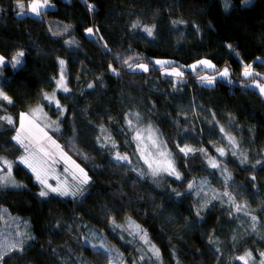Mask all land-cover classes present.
Returning a JSON list of instances; mask_svg holds the SVG:
<instances>
[{
	"label": "trees",
	"instance_id": "16d2710c",
	"mask_svg": "<svg viewBox=\"0 0 264 264\" xmlns=\"http://www.w3.org/2000/svg\"><path fill=\"white\" fill-rule=\"evenodd\" d=\"M49 2L40 16H31L17 14V0H0V55L11 61L24 52L22 63L31 74L10 63L0 69V88L13 100L4 102L0 116L14 120L13 125L0 121V156L14 162L13 174L22 185L0 187V224L21 221L27 229L11 230L17 247L2 253L0 264H109L110 259L121 264L119 256L133 264L137 239L123 237L112 223L122 226L129 219L159 246L160 264H241L235 257L246 252L253 257L249 264H260L264 160L252 163L264 152V99L250 84L264 81V0H228L227 10L225 0ZM46 19L70 24L72 31L53 36ZM88 28L95 37L84 33ZM146 28L152 29L151 36ZM201 59L213 62L215 71L203 65L188 68ZM60 60L65 61L69 89L56 97L65 110L62 114L43 98L56 91ZM124 60L148 65L149 70L132 71ZM163 60L172 63L162 69L155 65ZM246 65L260 75L246 79ZM222 68H228L231 82H200V76ZM172 69L183 71V79L166 75ZM42 106L49 112L46 131L90 178L83 196H39L43 186L18 162L25 154L12 140L18 119ZM132 112L143 125L146 119L159 129L182 179L168 174L142 178L131 164L112 159L115 151L134 154L126 119ZM221 128L235 138L236 149L252 153L247 165L214 148L219 147L218 135L224 136ZM104 134L113 138L114 148L100 147L98 138L103 140ZM187 144L196 151L184 156L177 146ZM206 151L218 156L231 177L229 185L253 204L245 216L232 214L217 201L205 209L199 206L189 184L218 174L207 163ZM95 228L107 252L84 244L87 232Z\"/></svg>",
	"mask_w": 264,
	"mask_h": 264
},
{
	"label": "snow or ice",
	"instance_id": "6c2138e0",
	"mask_svg": "<svg viewBox=\"0 0 264 264\" xmlns=\"http://www.w3.org/2000/svg\"><path fill=\"white\" fill-rule=\"evenodd\" d=\"M48 5V0H32L31 3L25 4L23 0H17V8L20 10L17 14L18 15H24L26 12H31L35 14L36 16H40L42 14V10L46 8ZM228 0H225V8L227 10ZM89 11L94 10V6L89 4L88 5ZM135 27V25L133 26ZM145 32L149 36L152 35V29L146 28L144 29ZM87 32L91 34L93 32V29L89 28L87 29ZM229 49H232L231 45H228ZM25 55L24 52L19 51L17 52L12 58L11 61H8L5 59L4 56H0V69L5 68L8 66V64H11V67L13 69H17L18 66L22 65V57ZM131 59V58H130ZM65 61L60 60L59 64L61 65V75L60 78L56 81V89L57 91H64L68 92L69 89L66 86L65 83V77H64V66ZM124 64H127L129 69L132 71H136L137 69L142 71H148V65L145 64H136L130 63L129 60H124ZM156 64H165L168 62L164 61H156ZM262 64H264V61H261ZM199 65H203L205 68H214L215 66L208 60H201L198 62V64L191 65L190 67L193 70H196ZM110 71H112L114 74H117V71L115 68H113L111 65L109 66ZM166 75L175 76L179 80H182L185 73L183 71L173 69L171 72L166 73ZM221 77H227L229 75L228 68L223 69L219 73ZM259 73H255L252 71L251 65H246L243 71V76L248 78H253L259 76ZM199 80L202 84L206 86H210L214 83L215 77L211 76H200ZM255 88H258L261 95H264V83L256 82L254 81ZM89 88H92L93 85L89 84ZM46 101H48L49 105L55 104V107L59 113H63L65 110L62 108L60 101L56 98V91H54L51 95L45 93L43 97ZM4 102L7 104H12L13 100L11 97H9L3 90L0 88V108H3ZM43 114L42 108L34 109L31 113V119H29V116L25 114H21L20 116V127L16 129V135L12 137V140L15 141L17 145H19L24 150V155H22L19 158V163L23 164L26 168L30 169L32 173L35 175L36 180L43 186L42 190L39 192V196L41 197H48L50 194H56L57 196H83L84 192L86 191L85 185H88L90 183V178L88 174L84 171L83 168H81L78 164L75 163V161H72L70 157H68L62 150H60V146L56 144L54 140L50 136H48L47 131H45L43 128H38V125L36 121L40 119V115ZM138 118V117H137ZM59 119V118H58ZM25 120H28L29 124L32 126V128H38V131L41 133V135H25V132L27 131L25 128ZM0 121L6 122L8 125H13L14 120L11 116L3 115L0 116ZM52 125H57L58 120L52 121ZM127 125L128 129L134 132V135H132V140L136 142L137 145V151L140 153V156L142 159H144V163L147 164L148 169L151 171V175L153 177L159 175L161 171L167 172L168 175H174L176 179H182L180 173L175 168L174 160L171 158L172 154L167 151H159V148L161 147V142L158 141V138L156 136V132L154 129L149 126L148 128H138L133 124V120L131 118H127ZM55 131H59V128H54ZM123 131V130H122ZM222 133H225V129L221 128L220 130ZM226 138L229 141V144H231L233 147L236 145V141L234 137L226 136ZM27 141V143H26ZM54 146L58 151V154H54L51 151L47 150L45 148V143H49ZM98 142L100 144L101 148L108 147L109 144L114 148L115 141L112 140L111 136H108L101 140L98 138ZM150 144L152 148L157 149L159 156L163 158L162 161L157 162V167H153V162L146 158L145 153V147ZM179 152L183 153L184 156H188L190 153L196 151L195 149L184 146L179 147ZM199 151H204L203 149H199ZM217 151L221 156L225 155V150L223 148H218ZM148 156L153 155V153L148 152ZM233 155L235 153L233 152ZM113 159L118 163L123 162H129V157L127 155H121L119 152L115 154ZM63 162L65 164L64 172L65 173H71L72 180L76 181L80 187L76 188L75 191L70 190V187L67 186V181L62 185L59 181L57 182V186H52L48 183V173L55 170V166L59 164L60 162ZM246 162V161H242ZM257 163H261V161H257ZM14 162L9 161L3 156H0V187H6L9 184H11L14 187H22V185L16 184L15 180L12 179V169H13ZM209 165L213 169H216L219 167V164L215 160H209ZM226 169L223 170L224 173H226ZM139 175H145V173H140ZM55 178V177H54ZM230 176L226 175L225 178V184L227 185V181L230 179ZM255 177H253L254 179ZM192 188V185L189 184V189ZM177 196L181 195V193L177 192ZM225 197H228L229 203L235 204L234 198L231 196L229 192H224L222 194ZM218 198V197H213ZM242 205H235V210L237 212L241 211ZM253 221H255V217H252ZM114 227H121L120 225L115 223V220L112 221ZM124 231H127L129 235L133 236L135 239H138L143 245L147 246L146 253H151L152 257H155L156 259H159L160 252L159 249L156 248L154 244H151L148 233L141 228L140 225L135 224V222L131 221L129 219L127 227L124 228ZM131 243V241H129ZM17 245L14 243L9 246V250L12 248H16ZM96 245H93V248H96ZM101 249H105V246L103 243H101L99 246ZM107 252L108 250L105 249ZM138 251H143V249H138ZM146 253L139 256V260L143 261L146 259ZM261 257H264V252L260 253ZM118 259L121 261L123 260L122 256H119ZM148 259H151V257H148ZM235 259L241 261V264H249V261L253 259L251 252H246L244 256H238L235 257ZM109 264H115V261L113 259L109 260ZM133 264H136V261H133ZM260 264H264V259L260 261Z\"/></svg>",
	"mask_w": 264,
	"mask_h": 264
},
{
	"label": "rangeland",
	"instance_id": "374dc122",
	"mask_svg": "<svg viewBox=\"0 0 264 264\" xmlns=\"http://www.w3.org/2000/svg\"><path fill=\"white\" fill-rule=\"evenodd\" d=\"M46 8H48V5ZM27 13L30 14L31 16H36L35 14H33L31 12H27ZM46 22H47L46 24L48 25V29H49L50 33L53 34V36L54 35L55 36H64L67 33H69L73 28L72 25L67 24V23H62V22L57 21V20L51 21V20L46 19ZM84 33H86V35L88 37H95L94 31L91 34H89L87 32V29H86V31ZM0 56H2V55H0ZM201 60H208V59H201ZM201 60L194 62V64H198V62ZM163 61L169 62V63L164 64L162 66H161V64H156V63H155V65L162 69L163 67L170 66L172 63L168 60H163ZM208 61H210V60H208ZM211 63L213 64V62H211ZM22 64H24V63H22ZM194 64H192V65H194ZM190 66L188 68H191ZM214 66H215L214 68H206V69L209 71H215L216 65H214ZM18 69H20L19 66H18ZM223 69H225V68H222V70L216 71L213 74L207 75V76L215 77L214 83L210 86H213L216 83V81H218V80L231 82L230 73L227 77H221L219 75V73L221 71H223ZM177 70H180V69H177ZM21 71L23 73L31 76L30 70L27 67H25V65L21 68ZM137 71L141 72L142 70L137 69ZM143 72H145V71H143ZM60 75H61V72L58 75L57 80L60 78ZM242 75H243V73H242ZM64 77H65V83H66V76L64 75ZM256 82L264 83L263 80H258ZM60 91H62V90H60ZM60 91H57V89H56V97H57L58 92H60ZM62 92H64V91H62ZM262 96L264 97V95H262ZM42 109H43L44 115H40V119L38 121H36V123L38 125V128H43L46 131V128H45L46 125L45 124L48 122L47 119H49V112L46 109H44L43 106H42ZM25 115L29 116V119H31V114H25ZM127 116H128L127 118H131L133 120V124L138 128H145L146 129L149 126H151L150 122L147 121L146 119L143 120V121H145L146 125H143L139 119V116H137V114H135L134 112L128 113ZM18 121H19V125H18V128H19L20 127V119H18ZM24 123H25V128L27 130L25 132V135H29V134L36 135V136L41 135V133L38 131V128H32V126L29 124L28 120H25ZM151 128L155 130L158 141L161 142V147L159 148V151H167L170 153L171 150L167 146V142L164 141L165 138L163 136H161L159 129L155 125L154 126L152 125ZM131 134L134 135V132L131 131L130 135ZM48 136H50L49 133H48ZM225 136H230V135L227 133H224V136L222 135L221 137L218 135V139L216 140V143L219 145V147L216 146L214 148H216V150L218 148H223L226 153L230 154L237 161H239V164L247 165V163H249L247 157H249L252 153L248 152L247 150H243L242 148L236 149V145H235V147H233L231 144H229L228 139L224 138ZM106 137H108V135L104 134L103 139ZM112 140H113V138H112ZM14 143H15V141H14ZM26 143H27V141H26ZM56 144H58V143L56 142ZM134 144H135V150H134V154L132 155V157H129L127 154H121V155H127L129 157V162H125V163H128L129 165L131 164L132 167L135 169L136 173H138V174L145 173V175H140V177H142V178L145 177L146 175L152 176L151 171L148 169L147 164L144 163V159L141 158L140 153L137 151V145H136L135 141H134ZM44 146L47 150L51 151L52 153L58 154L59 150H57L54 146H52L50 144V142L45 143ZM109 146L112 147L111 144H109ZM186 146L194 148V146L191 144H187ZM61 147H63V146L62 145L60 146V150H62ZM117 152L118 151L114 152L112 159ZM148 152L153 153V155L148 156L147 155ZM233 152L235 153V155H233ZM145 153H146V158L153 162V167H157V162H160L163 160V158L159 156L157 149L152 148L150 144H148L145 147ZM204 154L208 155L210 153H208L206 151V153H204ZM211 155H208L206 161L209 164V160L211 159V160H215L219 164V167L214 169V170L218 171V174L214 175L216 177L213 178L211 176L210 177L208 176V178H199V179L192 181V184H191L192 185V188H191L192 193L197 198H199V206L202 209H205L206 207H208V205H210L212 203L211 201H217L221 205H223L224 208L227 209V211H230L232 214H240V217L245 216V213L248 212L249 209H252L254 207L253 204H249L246 199H243V196H242L243 194H241L236 189L235 186L229 185L231 178L227 181V185L225 184L226 175L227 176H230V175L228 174L227 171H226V173L223 172L224 168L222 167L221 163H219L218 156L214 155L215 156L214 157L213 155L212 156ZM70 158L72 161H74L71 156H70ZM171 158L173 159V157H171ZM173 160L175 163V159H173ZM263 160H264V152L260 156L258 155V157L253 158L252 164H258L257 161H261V163H262ZM242 161H246V162H242ZM18 162H19V159H18ZM261 163H259V164H261ZM64 168H65V164L62 161L59 164H57L55 166V170L48 173V183L55 187V186H57L58 181L62 185L65 183V181H67V186L70 187V190L75 191L76 188L80 187V185L76 181L72 180L71 173H65L64 172ZM176 170L178 171L177 168H176ZM163 175H167V172L161 171L159 173V175H157V176H163ZM157 176H155V177L152 176V177L156 178ZM171 176L175 177L174 175H171ZM12 179L15 180L16 184H18V185L20 184L17 181L15 175L13 174V169H12ZM251 179H253V176L251 177ZM8 187H14V186L9 184L8 186L2 187V188H8ZM15 188H18V187H15ZM224 192H229L231 194V196L234 198L235 204L229 203L228 197H225L222 195ZM213 197H218V198L214 199ZM235 205H242L241 211L237 212L235 210ZM128 221L129 220H127L125 222V224H123L121 227H119L121 229V232H122V233L120 232L119 234L122 235L123 237H125V236L130 237L129 233L127 231H124V228L127 227ZM4 224L5 225H3V226L0 224V255L4 252L9 251V246L16 243V240L14 239L15 237L13 235H11V233H10L11 230H16V231L27 230L26 227L23 226L21 221L16 222V224H14L11 220L9 222L4 221ZM254 228H257V230H258L260 227L257 225V223H254ZM87 233L88 234L84 237V244H86L87 246H90L92 249L96 250V248L97 249L99 248L98 246L101 243L104 244L103 236L101 235V232L98 231L96 228L90 229ZM148 238H149V236H148ZM149 240H150L151 244H154L156 246V248L159 249V246H157L156 243H153L150 238H149ZM129 241H131V240H129ZM135 244H137L136 254L138 255L137 259H136V264H160V260H161L160 257H159V259H156L155 257L151 256V253H146L147 246L143 245L138 239L136 240ZM93 245H96L97 247L93 248ZM104 246L106 249L107 245L104 244ZM105 249H103V250H105ZM138 249H143V251H138ZM159 252H160V249H159ZM145 253H146V259L143 261L139 260L138 259L139 256L143 255ZM129 256H130V254L128 255V257ZM148 257H151V259H148ZM120 262H121V264H127L126 259H123L122 261L120 260Z\"/></svg>",
	"mask_w": 264,
	"mask_h": 264
},
{
	"label": "crops",
	"instance_id": "0c3cea01",
	"mask_svg": "<svg viewBox=\"0 0 264 264\" xmlns=\"http://www.w3.org/2000/svg\"><path fill=\"white\" fill-rule=\"evenodd\" d=\"M30 3H31V2H30ZM49 4H50V2H49V0H48V7H49ZM46 7H47V6H46ZM17 9H18V8H17ZM18 10H19V9H18ZM19 11H20V10H19ZM46 23H47V22H46ZM71 31H72V30H71ZM71 31H70V32H71ZM23 65H24V64L20 65L19 68H22ZM262 75H264V74H262ZM250 87H251L252 89L256 90V91L258 92V94H260L259 89H258V88H255V86H254V81L251 82ZM260 96H261L262 99H264V97H263L261 94H260Z\"/></svg>",
	"mask_w": 264,
	"mask_h": 264
}]
</instances>
